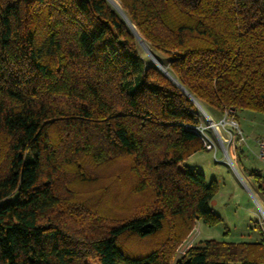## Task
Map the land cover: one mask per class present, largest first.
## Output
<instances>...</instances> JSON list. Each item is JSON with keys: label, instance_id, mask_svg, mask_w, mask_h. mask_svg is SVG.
Segmentation results:
<instances>
[{"label": "trees", "instance_id": "trees-1", "mask_svg": "<svg viewBox=\"0 0 264 264\" xmlns=\"http://www.w3.org/2000/svg\"><path fill=\"white\" fill-rule=\"evenodd\" d=\"M116 1L127 20L109 0H0V264H264L261 229L255 242L204 240L173 260L195 221L220 219L213 184L183 163L206 150L185 91L220 115L264 113V0ZM117 159L130 212L70 235L59 189ZM161 232L143 253L120 243Z\"/></svg>", "mask_w": 264, "mask_h": 264}, {"label": "rangeland", "instance_id": "rangeland-1", "mask_svg": "<svg viewBox=\"0 0 264 264\" xmlns=\"http://www.w3.org/2000/svg\"><path fill=\"white\" fill-rule=\"evenodd\" d=\"M154 55L165 60L159 52ZM214 110L205 111L219 122L222 118L220 112ZM235 113L236 122L228 116L227 124L218 125V130L208 128L207 133L214 144L212 151L201 149L183 161L187 167L202 172L207 184H213L215 194L210 206L220 219L213 224L195 221L191 231L176 247L173 260L182 256L190 246L202 245L204 240L255 242L259 239L257 229L264 231V162L257 157V141L264 138V113L247 109H237ZM237 129L241 135L234 134ZM229 134L233 137L227 141ZM224 149L228 150L236 170L227 162ZM124 168L123 159L88 166L84 168L85 180L73 177L70 173L73 168L70 169V182L59 189L60 196L65 195L69 204L64 205L58 215L71 227L68 228L70 235L85 231L86 236L89 230L98 235L103 232L104 223L99 222L100 226L93 231L89 224L86 225L87 220L97 215L110 220L130 212L129 179L120 178ZM252 174L259 175L261 182H257ZM143 198V193L136 195L135 203L147 204ZM162 239L163 232L145 239L125 235L120 243L127 250L143 253Z\"/></svg>", "mask_w": 264, "mask_h": 264}, {"label": "built area", "instance_id": "built-area-1", "mask_svg": "<svg viewBox=\"0 0 264 264\" xmlns=\"http://www.w3.org/2000/svg\"><path fill=\"white\" fill-rule=\"evenodd\" d=\"M234 113H235L234 108L230 107V108L226 109L221 115L222 118L219 120V122H217V121H214L215 119L212 116H209L207 113H206V115H203V113L201 112V114L204 117V121L202 123H200L196 126H192V127L201 135L202 140L204 142L205 149H207L208 151H212L214 149L213 141L211 140L209 134L207 133L208 128H213L215 130H218V125L224 126L225 124H227L228 116H231L233 118V121H235L234 117H233ZM236 133L241 135V131L239 129H237V131L234 132V134H236ZM232 137L233 136L229 134V140H227V141H230ZM224 153H225V156H226L225 158H226L227 162L232 163L231 158L229 157L228 150L224 149ZM257 157L262 162H264V138H260L257 141Z\"/></svg>", "mask_w": 264, "mask_h": 264}, {"label": "water", "instance_id": "water-1", "mask_svg": "<svg viewBox=\"0 0 264 264\" xmlns=\"http://www.w3.org/2000/svg\"><path fill=\"white\" fill-rule=\"evenodd\" d=\"M110 1V0H109ZM111 2V1H110ZM116 8V7H115ZM117 9V8H116ZM117 10H119V12L123 15V17L127 20V18H126V16H125V14H123V12L121 11V9H117ZM130 24V23H129ZM130 26L134 29V27H133V25H131L130 24ZM134 32L136 33V36H137V38H138V40H139V43L141 44V46L144 48V50L146 51V53L148 54V56L152 59V61L167 75V76H169L174 82H176L178 85H179V83L177 82V80L175 79V78H173L170 74H169V72L165 69V68H163L162 66H161V64H160V62H159V60L155 57V55L150 51V50H148V48L145 46V44H144V42L141 40V38L139 37V35L137 34V32L135 31V29H134ZM184 91H185V89L181 86V85H179ZM193 100H194V102L196 103V106L198 107V109L200 110V112H202L203 113V115H206V112H205V110H204V108L187 92V91H185ZM231 165H232V167H233V169L234 170H236L235 169V167L233 166V164L232 163H230Z\"/></svg>", "mask_w": 264, "mask_h": 264}, {"label": "bare ground", "instance_id": "bare-ground-1", "mask_svg": "<svg viewBox=\"0 0 264 264\" xmlns=\"http://www.w3.org/2000/svg\"><path fill=\"white\" fill-rule=\"evenodd\" d=\"M111 1V3L114 5V7H116L117 9H120V5H119V3L116 1V0H110ZM144 42V41H143ZM145 46L147 47V45L145 44ZM148 48V47H147ZM148 50H150L149 48H148ZM161 64V63H160ZM161 66L163 67V68H165L162 64H161ZM166 69V68H165ZM233 163V162H232Z\"/></svg>", "mask_w": 264, "mask_h": 264}, {"label": "crops", "instance_id": "crops-1", "mask_svg": "<svg viewBox=\"0 0 264 264\" xmlns=\"http://www.w3.org/2000/svg\"><path fill=\"white\" fill-rule=\"evenodd\" d=\"M262 137V136H261Z\"/></svg>", "mask_w": 264, "mask_h": 264}]
</instances>
